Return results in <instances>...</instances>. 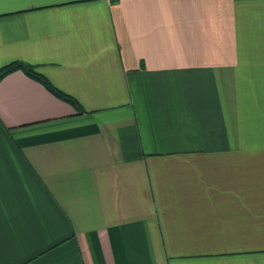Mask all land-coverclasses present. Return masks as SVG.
I'll return each instance as SVG.
<instances>
[{
  "label": "crops",
  "instance_id": "crops-1",
  "mask_svg": "<svg viewBox=\"0 0 264 264\" xmlns=\"http://www.w3.org/2000/svg\"><path fill=\"white\" fill-rule=\"evenodd\" d=\"M0 264H264V0H0Z\"/></svg>",
  "mask_w": 264,
  "mask_h": 264
},
{
  "label": "trees",
  "instance_id": "trees-1",
  "mask_svg": "<svg viewBox=\"0 0 264 264\" xmlns=\"http://www.w3.org/2000/svg\"><path fill=\"white\" fill-rule=\"evenodd\" d=\"M13 71L23 72L27 77L42 84L56 98L68 103L73 108L77 109L78 112L81 111L78 101L73 96L63 92L50 83V81L38 71L37 66L22 61H13L0 68V80Z\"/></svg>",
  "mask_w": 264,
  "mask_h": 264
}]
</instances>
